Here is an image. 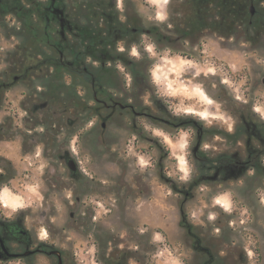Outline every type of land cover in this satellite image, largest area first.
Listing matches in <instances>:
<instances>
[{
  "label": "rangeland",
  "instance_id": "obj_1",
  "mask_svg": "<svg viewBox=\"0 0 264 264\" xmlns=\"http://www.w3.org/2000/svg\"><path fill=\"white\" fill-rule=\"evenodd\" d=\"M111 1L121 17L128 7L144 26L156 24L164 34L159 41L142 34L127 49L129 57H145L148 68L136 67L134 75L118 63L114 78L104 79L113 101L132 105L135 113L95 112L92 89L73 76L65 80L77 87L80 108L66 90L53 91L46 77L17 81L0 108V208L26 216L25 226H42L41 237L79 264L122 256L139 264H194L180 226L187 202L185 212L219 235L221 249L245 253L243 264H264V180L235 166L227 178L231 165L213 163L199 179L201 164L193 156L199 148L217 160L244 148L238 140L248 131L264 129L263 28L246 33L244 24L226 36L219 23L197 40L179 39L175 19L183 26L197 1ZM18 25L11 16L0 21L1 71L10 68V54L23 39L13 35ZM141 72L148 74L145 83ZM199 128L206 131L203 140ZM195 178L194 187L184 186Z\"/></svg>",
  "mask_w": 264,
  "mask_h": 264
},
{
  "label": "trees",
  "instance_id": "obj_2",
  "mask_svg": "<svg viewBox=\"0 0 264 264\" xmlns=\"http://www.w3.org/2000/svg\"><path fill=\"white\" fill-rule=\"evenodd\" d=\"M57 1L64 6L65 23L70 21L73 26V30L65 35L49 9L52 0H28L25 3L17 0L12 1L8 8L0 2V21L10 13L15 14L19 25L12 28L13 35L23 38L10 54V68L0 70V108L8 85L16 78L26 80L34 76L46 77L53 91L62 93L66 90L68 99L80 108L83 102L77 95L75 84L66 83L65 75H68L79 78L83 85L92 89L96 103L89 108L101 112L105 109V101H113L114 98L112 93L107 92L104 79L114 76L118 69L116 64H124L134 75L136 67L141 71L149 66L145 57H129L127 49L139 44L142 34L155 39L164 35L156 32L160 30L157 25L144 26L137 11L134 12L135 20H122L116 3L111 0ZM249 3V0H197L192 2L193 16L183 26L178 25L180 18L176 17L175 31L181 38L187 39L195 38L207 27L218 29L219 23L225 28L221 33L226 36L244 24L246 33L251 28L261 27L264 30V8L257 11L251 25L246 21L250 14ZM15 5L18 7L14 8ZM216 11L217 14L214 13ZM121 45L125 50H120ZM141 77V82L145 83L148 74L141 72ZM136 83L140 84V81L136 80ZM112 105H119L117 109H120L118 102L113 101L109 107Z\"/></svg>",
  "mask_w": 264,
  "mask_h": 264
},
{
  "label": "flooded vegetation",
  "instance_id": "obj_3",
  "mask_svg": "<svg viewBox=\"0 0 264 264\" xmlns=\"http://www.w3.org/2000/svg\"><path fill=\"white\" fill-rule=\"evenodd\" d=\"M12 1L17 0H0V2L4 4L7 8L11 7ZM21 1L25 3L28 0ZM249 2V18L251 17L249 23L251 25L254 21L257 11L262 8L260 5L264 3V0H249ZM252 5L255 6L254 13H252L251 11ZM17 7V5L14 6V8ZM62 8L64 9V6H62V4L57 0H52L49 6L54 21L58 22L57 24L58 26H60V30H62L63 35H65V33L71 32L73 30V26L70 21L65 23L64 27L61 26L60 18L65 15V12ZM61 9L63 10V13L60 12ZM7 16H11L17 20L15 14L10 13ZM126 18H131L132 20H135L133 15L130 13V9H128V7L125 9L124 16L121 17V19L126 20ZM158 27L160 28V26ZM156 32H161V28ZM180 38L181 37L179 36V39ZM155 40L159 41L161 40V37L156 36ZM17 81L19 80L16 78L14 83L7 86L4 92V99L8 89H10L12 85L15 84ZM39 94L40 98L44 99L43 91H41ZM105 105V109L112 108L111 113H114L117 110V107L119 106L112 105V107H109V103L107 101H105ZM124 109H128L135 113L134 107L132 105L120 104L121 112H123ZM35 116L38 117L39 115L35 114ZM151 118L157 119L156 116L153 115H151ZM158 118L163 120L167 124L172 123L169 119H164L161 117ZM39 120L40 122L43 121V119ZM9 124L10 129L12 130V123L9 122ZM205 133L206 131L204 128H199L197 130L198 138L203 140ZM244 136L245 138L238 140V143L241 146H244V148L239 147V149H236L230 153H222L219 155L217 160L211 157H203L200 153V149L195 148V150H193V156L195 160L199 161L201 164V170L199 172L198 178H205L208 165H211L213 163L218 164L219 166L229 164L231 166H235L236 169L245 168V174L247 175V173L249 172L253 173L254 180L256 182L260 179L264 180V129L260 128L257 131L250 130ZM3 137H5V135L2 131V128H0V140ZM68 163L69 166L70 163H72L74 165L73 170H76L77 165L74 161H72V159H70ZM74 172L77 173V171ZM246 175H244L240 179L246 178ZM3 178L4 171L0 168V183L3 181ZM196 184L197 180L195 178L189 181V183L184 184V186L194 187V185ZM183 190L186 191V189ZM188 196H190V194ZM188 196H186L185 193V197ZM186 205L187 202L183 205V215H181L180 226L187 233V242L189 243L187 247L192 249L193 251L191 259L193 260L194 264L246 263L247 257L245 253L243 254L240 252H236L233 249H221V246H223L224 242L220 241L219 235H216L214 233L212 234L211 231H207L202 224L198 223L195 219H191L190 215L185 212ZM25 217L26 216L24 215L22 217V215H20L19 213L15 215L7 214L5 210L0 208V263L4 262L5 264H79L77 258L73 254L67 252L65 249L55 247L49 237L45 239L41 237L42 229H44L42 228V226H34L32 228L25 226ZM39 256L47 257L46 263H40ZM101 264H139V261L135 258H131L128 256H122L117 258L108 257L105 258L101 262Z\"/></svg>",
  "mask_w": 264,
  "mask_h": 264
},
{
  "label": "water",
  "instance_id": "obj_4",
  "mask_svg": "<svg viewBox=\"0 0 264 264\" xmlns=\"http://www.w3.org/2000/svg\"><path fill=\"white\" fill-rule=\"evenodd\" d=\"M251 11H252V13L255 12V6L254 5L251 6ZM60 12L63 13L62 10H60ZM61 24H62V27H64V25H65V18L64 17L61 18ZM70 166L72 167V169H74V165L72 163H70ZM226 170H227V173H228L227 178L230 177V176H234L235 175V171H234V168L232 166H227ZM188 195H189V193L186 192V196H188Z\"/></svg>",
  "mask_w": 264,
  "mask_h": 264
}]
</instances>
